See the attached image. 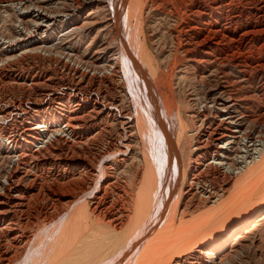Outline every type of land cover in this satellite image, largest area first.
Returning <instances> with one entry per match:
<instances>
[{
	"label": "bare ground",
	"instance_id": "bare-ground-1",
	"mask_svg": "<svg viewBox=\"0 0 264 264\" xmlns=\"http://www.w3.org/2000/svg\"><path fill=\"white\" fill-rule=\"evenodd\" d=\"M0 25V264H257L264 100L206 89L178 129L161 86L232 65L264 99V0H0Z\"/></svg>",
	"mask_w": 264,
	"mask_h": 264
},
{
	"label": "rangeland",
	"instance_id": "rangeland-1",
	"mask_svg": "<svg viewBox=\"0 0 264 264\" xmlns=\"http://www.w3.org/2000/svg\"><path fill=\"white\" fill-rule=\"evenodd\" d=\"M157 17H153L152 15L148 17L149 19L147 20V25L149 27L146 28V32H147L148 40H151V42H149V46H148V48L150 49V52L152 54L151 56L154 58V60L156 62H161L162 60H165L170 55L169 53L173 52V50H174L173 46H174V43L176 41L174 40V36H172V34H171L172 33L171 28L175 23H173L174 21H172V20H170V21L162 20L160 17H158V18ZM242 21H245V19H243ZM149 22H150V24H149ZM168 51H169V53H167ZM170 63H172V61ZM39 65L42 67L41 64H39ZM230 66L227 65L225 67H221L220 70L219 69H214V70L207 69L206 72L204 71L202 73V76L204 77V80L202 82L205 83V85H206L205 88L196 87L195 80L192 78L193 72L192 71L186 72L184 70L185 66H183L179 69L181 71H180V74H178V75H177V71H175V72L168 71L167 72L166 64L162 67V71L167 73V76H168L167 79L168 80L166 82L167 85L165 84L164 86H161L162 87L161 91H162V93L164 92V94L165 93L167 94L168 101H169V103L172 104V108L174 109V114L178 115V116H175L177 118V120L176 119L174 120L177 123L178 129H186L189 126V124H187L186 121L189 119L188 114H190V111L193 108H195V103H193L194 97L195 96H204L206 89H214V87H216L218 85L226 84L228 87L231 88V90L234 93L239 94L241 98H245V95H242V94H245L246 89L251 90V92H253V94H255L256 96L254 95L255 100L253 102H250L249 104L246 102L244 103L246 106V110H250V112L252 111V113L256 114V115L262 114L261 106L263 105L262 101L264 99L261 98V96L259 95L260 89L258 90L257 93L255 92L256 88H258L259 85H261L260 77L256 76L254 79L249 80L250 83L246 82L247 83L246 85L240 86L238 84V82H242L241 75L239 74L238 70H235V68L232 65H230ZM18 69L21 70V72H22V68H18ZM180 76H181V78H180ZM177 80H179V81H177ZM244 88H246V89H244ZM20 94H19V92H14V91H12V89L9 90L7 88V90L3 91L0 94V105L4 106L5 103H10L9 101H13L14 99H17V103H18L19 102L18 99L21 98L23 93L21 95ZM29 102L30 101H28V103ZM28 106L29 105H27L25 107H28ZM254 166H251L249 168H251V170H253ZM129 176H131V174H127L126 178H128V180L131 182V177H129ZM249 180H248L249 182L247 181V184H246V186H248V188H247L248 190H246L245 198L247 199V201L252 199L251 200L252 202L260 200L259 198H261V196L264 194L263 193L264 192V186H263L264 185V171L258 172L255 177H252ZM50 181H51V183H50ZM47 183L49 186L53 184L52 180H49V182H47ZM262 197H264V195ZM38 199H39V197H38ZM39 201H41V198L37 202H39ZM258 202H256V203H258ZM247 204H249V203H247ZM244 207H247V206H242V208H244ZM261 234H264V223L261 224L260 230L257 233V235H258L257 237L260 239H263L262 245H259L260 247L258 250L255 247V250H253V252H250V255H246V257H245L246 260L248 259V261H251V262H254L257 264H264V235L261 236ZM240 259H241V257H239L238 261H240ZM261 259H262V261H261Z\"/></svg>",
	"mask_w": 264,
	"mask_h": 264
}]
</instances>
